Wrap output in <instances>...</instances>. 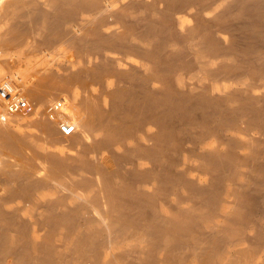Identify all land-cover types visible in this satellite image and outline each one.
<instances>
[{
  "label": "bare ground",
  "instance_id": "6f19581e",
  "mask_svg": "<svg viewBox=\"0 0 264 264\" xmlns=\"http://www.w3.org/2000/svg\"><path fill=\"white\" fill-rule=\"evenodd\" d=\"M262 39L264 0H0V264H264Z\"/></svg>",
  "mask_w": 264,
  "mask_h": 264
},
{
  "label": "rangeland",
  "instance_id": "374dc122",
  "mask_svg": "<svg viewBox=\"0 0 264 264\" xmlns=\"http://www.w3.org/2000/svg\"><path fill=\"white\" fill-rule=\"evenodd\" d=\"M33 10V8H28V10H27V12H30V11H32ZM262 41L264 42V39H262L261 40V43H262ZM191 74V75H190ZM191 76V77H190ZM203 76H205L204 75V73L203 72H200V71H196V72H191V73H189V74H187L185 77H187L189 80H197V79H204V77ZM241 81H243V82H241ZM251 81V82H250ZM252 82H253V86H254V84L257 82V84H255L256 86V88H254V89H250V90H247V88H248V86H252L251 84H252ZM256 82L254 83V81H252L249 77H247V76H243V77H240L238 80H236V81H233V82H230V83H228L227 85H225V88H227L226 90H225V88H224V90L225 91H227V96H229V94L230 95H233V94H237V93H239L238 91L239 90H243V91H250V93H248L247 95L248 96H260L262 93H264V78H262V77H259V78H257V80H256ZM249 85H248V84ZM259 83H260V87H259ZM1 85V84H0ZM235 85V86H234ZM261 86H263V87H261ZM235 87V88H234ZM239 87V88H238ZM259 87V88H258ZM232 88V89H231ZM246 88V89H245ZM249 88H251V87H249ZM229 89V90H228ZM224 90H222L221 92H223ZM231 90V91H230ZM233 90H235V91H233ZM238 90V91H237ZM224 91V92H225ZM228 91H229V93H228ZM243 91H241V92H243ZM234 92V93H233ZM236 92V93H235ZM240 92V93H241ZM239 93V94H240ZM250 94V95H249ZM227 96H224V98L225 97H227ZM28 104L30 105V108L27 110V111H25V112H23L22 114H25V115H27V114H29V115H27V116H30V114H31V116H32V113L35 111L34 109V106H32L29 102H28ZM236 104H234V103H230L229 104V108L230 109H236ZM34 110V111H33ZM32 112V113H31ZM258 131H255L254 133H255V136L256 137H261V133L260 132H258ZM235 133V134H234ZM233 136H232V135ZM237 134H239V133H236V132H233V131H229V132H227L226 134H224V137H230L231 139L233 138V140H235L236 139V141L237 142H239V143H242V140L244 139V135H242V134H239V135H237ZM240 136H241V138H240ZM238 140H241V141H238ZM45 198H47V196H46V194H44V195H42V196H40V197H35V198H33V201L29 204V205H25V204H23L21 201H17L16 203H14V204H12L11 205V208H14L15 206H16V208L15 209H20V210H22V212H23V216H24V218H26V219H33L34 217H35V215L37 214V212L39 211V207H40V204H41V201L43 200V199H45ZM39 199V200H38ZM40 201V202H39ZM21 205V206H20ZM26 207H25V206ZM14 206V207H13ZM18 206H20V207H18ZM38 206V207H37ZM37 207V208H36ZM35 211V212H34Z\"/></svg>",
  "mask_w": 264,
  "mask_h": 264
},
{
  "label": "built area",
  "instance_id": "2783aa9c",
  "mask_svg": "<svg viewBox=\"0 0 264 264\" xmlns=\"http://www.w3.org/2000/svg\"><path fill=\"white\" fill-rule=\"evenodd\" d=\"M0 97L5 99V108L10 114L25 112L30 108L28 102L24 101L22 98H19V95L15 94L12 86L7 83L0 85ZM55 107L58 110L60 107H62V104L59 103ZM60 131L63 136L72 137L76 131V126L71 123H62L60 125Z\"/></svg>",
  "mask_w": 264,
  "mask_h": 264
}]
</instances>
